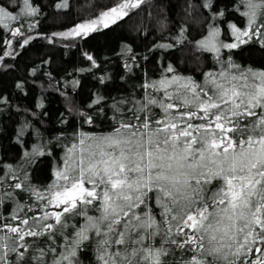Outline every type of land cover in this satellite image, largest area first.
Segmentation results:
<instances>
[{
  "label": "snow or ice",
  "instance_id": "obj_1",
  "mask_svg": "<svg viewBox=\"0 0 264 264\" xmlns=\"http://www.w3.org/2000/svg\"><path fill=\"white\" fill-rule=\"evenodd\" d=\"M146 2L56 25L71 4L52 0L47 31L45 5L0 3V113L20 116L0 128V264H264V0H185L178 21L161 4L129 24ZM38 41L77 59L53 69ZM158 50L172 59L152 78L140 61ZM41 76L63 110L43 92L13 104Z\"/></svg>",
  "mask_w": 264,
  "mask_h": 264
},
{
  "label": "trees",
  "instance_id": "obj_2",
  "mask_svg": "<svg viewBox=\"0 0 264 264\" xmlns=\"http://www.w3.org/2000/svg\"><path fill=\"white\" fill-rule=\"evenodd\" d=\"M4 0H0V3H3ZM35 2L39 5H45L44 7V13L47 15V19H42V23L40 25L41 30L47 31V30H55L54 28V18L53 13L56 11L54 8L50 7L49 5L52 3V0H35ZM111 2V0H70L71 4V11L68 12L67 15H60L55 17V24L59 25L61 23L64 24H70L73 20H76L80 16L87 15L88 12L91 10L89 9V4H96V5H107ZM163 5L168 12V14L171 15L172 19L175 21H178L181 16L183 15V8L185 6V0H147L146 4L144 5V11L140 13L139 15L133 17L131 21H129V24H135L139 22L141 17L144 18L145 22L147 23L148 19V13L152 12L153 16L157 14L159 11L158 5ZM169 4L171 7L169 8ZM151 5V7L149 6ZM67 11V10H63ZM125 30H127V25H125ZM199 29H197L198 31ZM151 31H155V29H151ZM125 34H128L127 31H125ZM195 34V32L193 33ZM4 30L0 28V47H3V38H4ZM157 39L156 35H149L147 40L144 41V43H141L140 41H137V51L142 52L144 54L146 53L145 45L148 47L151 46V42L153 40ZM44 44L43 41L36 42V47L39 48V50L43 52H48L53 57V69L57 68H69L71 67V64L76 61L77 57L74 54L75 49H62V48H51L49 46L40 47V45ZM19 51V49H17ZM36 49H30L28 52L25 53L24 57L18 59L16 61L18 71H16V75H23L24 74V65L29 63L31 60H34L36 58L35 56ZM8 59V58H6ZM172 59L171 57L167 56V53L163 51H156L154 54H150L149 61L145 62L143 60L140 61L143 68H146L147 72L149 73L152 78H157L159 71L161 70V65H166L168 60ZM11 63L12 61L9 60ZM177 66L179 67L180 71L184 74H189V72H192V74L196 75L197 78L199 77V73L195 71V65L191 61L186 62L185 64H179L178 61H176ZM207 63L211 64V57H208ZM109 71L115 73L118 71L115 64L109 65ZM119 71H122V69H119ZM137 76H142L143 71L137 70ZM5 80H10L11 77H5ZM135 83V79L132 81ZM94 83L92 81L91 76H86L84 79V87L79 90V95L77 97L78 101H85L86 97L89 92V87L91 84ZM41 84L43 85V89L41 88ZM43 92V95L46 97L44 100L45 108L48 110L55 112L57 109L63 110L64 109V101L60 97V95L54 91V87L50 88L48 87L47 78L41 76L39 82L36 85L29 84L28 86V95L25 96L23 93H21L18 97H13V104H20L21 107H29L33 104V98L36 96H39ZM21 116L24 115L23 112L20 114ZM7 114L6 113H0V128H6L8 132H11L12 127L14 126L15 121L20 119V116H17L15 113V110L11 113V119H6Z\"/></svg>",
  "mask_w": 264,
  "mask_h": 264
}]
</instances>
